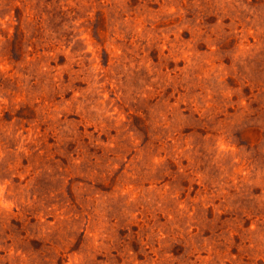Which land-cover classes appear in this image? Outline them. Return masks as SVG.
<instances>
[{"label": "clouds", "instance_id": "9594fccd", "mask_svg": "<svg viewBox=\"0 0 264 264\" xmlns=\"http://www.w3.org/2000/svg\"><path fill=\"white\" fill-rule=\"evenodd\" d=\"M0 264H264V0H0Z\"/></svg>", "mask_w": 264, "mask_h": 264}, {"label": "rangeland", "instance_id": "374dc122", "mask_svg": "<svg viewBox=\"0 0 264 264\" xmlns=\"http://www.w3.org/2000/svg\"><path fill=\"white\" fill-rule=\"evenodd\" d=\"M229 161H227V160H225V161H223L222 163H228Z\"/></svg>", "mask_w": 264, "mask_h": 264}]
</instances>
